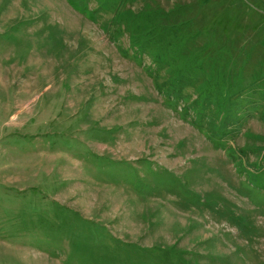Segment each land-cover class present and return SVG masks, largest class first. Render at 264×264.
I'll return each mask as SVG.
<instances>
[{
    "label": "rangeland",
    "instance_id": "1",
    "mask_svg": "<svg viewBox=\"0 0 264 264\" xmlns=\"http://www.w3.org/2000/svg\"><path fill=\"white\" fill-rule=\"evenodd\" d=\"M0 264H264V0H0Z\"/></svg>",
    "mask_w": 264,
    "mask_h": 264
},
{
    "label": "trees",
    "instance_id": "2",
    "mask_svg": "<svg viewBox=\"0 0 264 264\" xmlns=\"http://www.w3.org/2000/svg\"><path fill=\"white\" fill-rule=\"evenodd\" d=\"M188 9H171L164 14L158 16L155 22L149 21L144 23H139L138 20H131L128 22V25L133 24L137 26L139 29L133 30L131 37L134 38V43L138 46H148L149 53L156 52L158 56H169L173 49L176 47L184 48L189 40V35L183 36L184 32L181 30V35L178 29L177 21L181 20L182 15L186 13ZM117 16V13H116ZM134 18H138L135 15H131ZM172 18L178 19L172 22ZM177 24V25H176ZM198 34V33H197ZM195 35V34H194ZM193 35V36H194ZM200 35V34H199ZM198 35V36H199ZM145 49V48H144ZM143 49V50H144ZM139 53L142 54V51ZM202 55L198 58L200 62H202L201 68L208 69L211 64H214L212 68L214 70L217 69L216 64L218 61L215 57L211 56V51L206 48L203 49ZM203 56V59L201 57ZM184 69L185 67H181ZM181 68L176 69L174 71L173 76L169 79V88L173 90V92H177L180 88V77H183V73ZM193 70V67H190ZM206 72V71H205ZM208 72V71H207ZM212 73V71H210ZM234 85L232 83H227L224 85L222 83L216 84V87H220L222 89L231 88ZM233 97L229 98V101L232 100Z\"/></svg>",
    "mask_w": 264,
    "mask_h": 264
}]
</instances>
